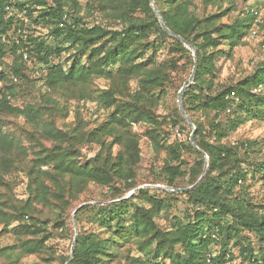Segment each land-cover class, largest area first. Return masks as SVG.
<instances>
[{"label":"trees","instance_id":"16d2710c","mask_svg":"<svg viewBox=\"0 0 264 264\" xmlns=\"http://www.w3.org/2000/svg\"><path fill=\"white\" fill-rule=\"evenodd\" d=\"M155 1L166 26L195 46L197 69L193 82L184 91L183 102L196 126L194 141L206 153L208 161L203 177L185 192L171 193L146 187L122 198L137 186L134 169L140 159V147L138 137L131 130L133 123L150 124L145 133L152 145L165 148L175 159H180L181 149L196 155L187 186L194 184L203 171L205 158L189 138L169 146L163 142L159 130L161 120L153 109L156 103L153 91H164L166 84L173 83L172 72L180 66L173 57L158 62L147 55L149 51H155L160 42L192 65L191 52L161 28L149 0H99L96 7L102 18L91 25L83 16H72L66 10L65 5L69 3L79 11L77 0H51V3L47 0H0V52L4 53L7 48L13 55L11 67L15 79L42 80L47 91L42 98L48 102L46 107H50L52 114H61L64 108L57 98L47 94L48 91L61 94L64 90L77 102L93 100L102 108H112L107 118L91 129L86 128L78 109L73 126L63 129L49 120L42 122L39 129L33 122L40 120V105L26 104L20 108L13 104L15 84L12 82L0 89L1 121L3 117L23 116L32 122L28 132L32 156L27 161V150L17 132L4 130L0 124V224L12 238L11 244L0 248V256L7 264H16L28 256L37 259L35 264H53L55 255L48 242L52 234L47 231V226L49 221H54L56 227L61 228L63 222L57 216L51 218L52 215L40 212L36 206L53 204L63 211L69 198L76 197L90 182L106 186L111 198L120 199L81 207V210H93L98 228L110 235L103 237L97 231L77 230L69 264H166L165 261L169 264H222L225 254L212 255L209 246L219 241L225 248L229 239L240 244L248 264H264V252H259L258 257L248 238L241 234L243 230L253 232L261 241V247L264 246V203L234 196L238 180L247 176L237 162L239 150L235 145L218 142L221 131H225L219 121L210 123V131L216 136L215 142H211L192 116L195 112L207 111L213 112L215 118L225 114V127L230 131L251 117L264 119V91H253L264 88V66L220 89L214 88L213 80L214 58L219 51L217 45L223 42L232 48L238 44L253 17L247 11L231 24H224L217 22L222 15L219 12L208 16L196 13L191 9L190 0ZM6 6H9L8 10ZM11 7L29 17L37 12L38 21L48 27L56 44L52 46L44 40L24 36V21L9 14ZM65 16L72 18L67 21ZM108 21H112V25ZM151 35L155 36L153 40ZM68 49H73L69 63L68 60L59 61L62 50ZM83 56L87 63L79 61L78 57ZM95 78L107 80L108 87L97 90L93 86ZM9 79L0 70V81ZM130 79L137 81L138 89L132 99L122 100ZM231 91L238 98L237 104L230 96ZM177 115L184 121L178 111ZM86 142L98 143L100 147L93 157L81 164L78 160L80 149ZM252 143L244 146L245 153L253 150ZM114 146L117 147L115 152ZM41 165L51 168L41 170ZM233 166L235 171L227 175ZM17 167L24 169L28 178V196L23 201L14 199L10 191L12 183L8 176ZM163 173L166 185L178 187L175 179L184 172L166 161ZM256 173L264 179V160L256 162L252 174ZM151 190H154L152 194ZM158 193L186 195L187 202L195 207L193 219L184 222L178 219L168 229L159 227L154 218L166 201L157 196ZM137 196L150 202V206L136 204ZM11 222L16 224L10 227ZM129 241L146 255L154 245L153 256L158 260H146L129 252L121 254L119 246ZM69 258L70 251L60 257V264Z\"/></svg>","mask_w":264,"mask_h":264},{"label":"rangeland","instance_id":"374dc122","mask_svg":"<svg viewBox=\"0 0 264 264\" xmlns=\"http://www.w3.org/2000/svg\"><path fill=\"white\" fill-rule=\"evenodd\" d=\"M47 1L51 3V0ZM98 1L99 0H77L79 11H76L73 7H71L69 3L65 5V8L68 12H70V14H72V16L77 14L79 16H83L88 24L91 25L93 22L99 21V19L102 18V13L97 10L96 7ZM190 1L192 4L191 9L193 8V10L199 15L208 16L209 14H214L216 12L222 14L220 15V18L217 22H222L224 24H231L234 22V20L241 18L247 11H249L253 17L252 23L248 28L246 35L238 44L232 48H229V46L223 42H220L219 45H217L216 49H219V51L214 58V66L216 71L213 77L215 89H220L222 86L234 84L245 76L251 75L256 69L264 66V0H220L219 2H210L208 0ZM9 14H13L15 18L24 21V36H31L37 38V40H44L52 46L56 44L57 41H55V38L51 35L48 27L38 21L37 12L29 17L25 14V12H20L17 9L11 7ZM65 17L67 21H70L72 18L69 16ZM107 20L108 19L106 18L105 21ZM108 22H110L112 25V21ZM154 38V35L150 36L151 40ZM3 52L4 53L0 52V70L4 71L5 74L10 77V79L5 82L0 81V89H4L5 84L10 85L12 82L15 84V97L12 101L13 104L20 108L24 107L26 104H31L35 107L40 105V120L38 121L36 119L35 122H33L39 129L42 122L49 120H53L59 128L66 129L73 126L76 121L75 119L77 109L79 116H81L86 122V128L88 129L96 127L107 118V115L112 108H102L96 101L93 100L77 102L76 99L70 97V94L66 93L64 90H61V94L48 91L47 94H50L53 98H57L59 100L58 102L64 108L63 113L52 114L53 111L50 109V107H46L48 102L42 98V95L47 92L45 91L43 81L36 78H32L33 80H26L24 78L22 80L15 79L13 77V69L11 67L13 55L7 48H5ZM72 53L73 49L62 50L59 61L66 62V60H68L69 63V57ZM147 55H149L151 59L157 60L158 62L163 59L173 57L180 66L177 68V70L172 72V75L174 76L173 83L168 85L166 84L164 91H153L154 99L156 98V103L153 106V109L157 114L158 119L161 120L159 130L160 136H163L164 138L163 142H165L168 146L172 145V143L186 142L187 138H190L192 129L179 111L177 98L179 89L189 78L192 72L193 64L189 65L185 63L184 58H178L177 55L175 53H171L167 47L160 45V42L158 45H156V50L149 51ZM78 58L80 62L87 63L86 56ZM55 61L57 60L55 59ZM93 86L97 90H99V88H107L108 81L103 78H95L93 81ZM137 89V81L135 79H130L127 83V94L122 95V100L132 99V95ZM253 91L261 92L264 91V88L260 87L253 89ZM93 94L95 95L96 91H94ZM230 96L234 100L235 104L239 102L233 91L230 92ZM177 111L184 121H181L177 115ZM227 112L228 110L226 113ZM187 115L191 119L188 113ZM213 115V112L207 111L204 113L195 112L192 116L201 124L203 128V135L206 139L211 142H215L216 136H214L212 131H210V123L212 121H219L221 128L224 127L225 131H221L222 135L219 137L220 139L218 142L227 146H237L240 153L237 162L244 169V171L247 172V176L238 180V184L240 186L238 185L235 188L234 196L240 195L244 199H250L252 202L264 203V179H262L261 175L258 173L255 175L252 174L253 170L256 169V162H258V160H264V119L251 117L244 120L243 123H241L237 128L230 131L228 127H225L227 117L225 114L220 115L218 118L213 117ZM30 123H32L30 119L23 116L16 118L3 117L2 121L0 117V124L4 130L10 129L17 132L22 144L27 150L25 159L26 161L32 156L31 145L28 139V132L31 130ZM150 127V124L144 122L133 123L131 125V130L138 137V144L140 147V159L134 169L135 183L137 186L144 184L166 185L163 181L165 176L163 173V165L166 161H168L173 165L179 166V169L184 172L183 176L177 177L175 179V184L178 187L187 186L191 178V167L195 164L196 155L189 150L181 149L180 159H175L165 148H155L148 139V135L145 133ZM195 132L196 126L194 137ZM250 142H254L251 145L253 150H247L248 152L245 153L244 151L246 149L244 146L250 144ZM45 144L49 145V142H45ZM99 147L100 145L98 143H84L80 149L81 155L78 158L79 162L84 164L89 158L96 154V152L99 150ZM116 150L117 147L114 146L113 152ZM207 161L208 160L206 158V166ZM50 168L51 166L44 165L39 167L41 170H47ZM234 171L235 167L233 166L227 171V175H231V173ZM25 172L26 171L24 169L17 167L8 176V179L12 183L10 189L11 195L18 201H23L28 196V178ZM128 192L124 196H126ZM153 192L154 190H151L150 194ZM124 196L122 198H124ZM157 196L165 198L166 201L165 205L158 211L154 218V221L159 227L168 229L171 228L174 225V222L178 219L182 220L183 222L187 219H193L195 207L191 206L187 202L186 195L179 194L167 196L164 193H158ZM118 199L120 198L110 197L106 186L90 182L83 188V190L78 193L76 197L69 198L68 206L65 207L63 211H59V209L53 204L47 207H42L41 205L36 206V209L40 210V212L52 215L51 218L57 216L59 220L63 222V227L61 228L56 227L57 225L54 223V221H49L47 226V231L51 232L52 234L48 242L52 247V253L55 255V258H53L52 261L53 264H60V257L70 251V247L74 238L73 219L76 221L77 230L87 233L91 231H97L103 237L110 235V233L104 230L102 231L101 228H98V223L93 210L89 208L81 210V207L87 206L88 204H85L87 202H99L105 204L117 201ZM134 202L138 205L143 204L147 207L150 206V202L139 196L134 199ZM81 204L85 205H82L78 208V206ZM14 224H16V222H11L10 227ZM241 234L248 238V242L251 244L253 251L259 257V252H264V246L261 247V241L258 239V237H256L253 232H249L247 230H243ZM11 243V234L4 231L2 224H0V248ZM119 247L121 254H126L129 252L130 255H136L146 260H158L153 256L154 245H152V249L147 255L139 252L135 246V243L132 241L124 243ZM209 249L212 255H216L218 253L225 254L226 258L222 264H248V261L245 259V255L240 248V244H235L233 239H229L226 242L225 248L221 247L219 241H216L210 244ZM36 260L37 259L34 256H28L22 258L16 264H35ZM165 262L166 264H169L168 261ZM0 264H7V261L3 256H0Z\"/></svg>","mask_w":264,"mask_h":264},{"label":"water","instance_id":"95a60500","mask_svg":"<svg viewBox=\"0 0 264 264\" xmlns=\"http://www.w3.org/2000/svg\"><path fill=\"white\" fill-rule=\"evenodd\" d=\"M149 1H150V5H151V7L153 9V12H154L155 16L158 19V22H159L161 28L169 36H171V37L175 38L176 40H178L179 42H181L191 52V54L193 55L192 72H191L189 78L184 82V84L182 85V87L179 89L177 102H178L179 111H180L182 117L187 121L188 125L192 129L191 134H190V138H189L190 139V142L204 156V158L206 159L207 158L206 153L203 150H201L196 145V143L194 141L195 126H194L193 121L188 117V115H187V113H186V111L184 109L183 102H182L183 93L186 90V88L192 83V80L194 78V75H195V72H196V69H197V59L195 57V46H194V44L191 41H189L186 38L180 36L179 34H176L169 27H167L166 24L164 23L163 19H162V16H161L160 10H159V8H158V6L156 4V1L155 0H149ZM205 171H206V164L204 165V168H203V171H202L200 177L192 185H189V186H186V187H170V186L161 185V184H144V185L137 186V187L133 188L131 191L128 192V194L126 196H124V198L130 197L135 192H138L140 189L146 188V187L167 190L169 192H174V193H176V192H185V191L193 188L200 181V179L205 174ZM95 203H99V202H87L85 204H95ZM85 204H81L80 206H78V208L81 207L82 205H85ZM75 212H76V210H75ZM73 223H74V238H73V242H72L71 247H70V258L66 261L65 264H69V261L73 257V252H74V246H73V244H74L75 237L77 235V226H76L75 219H73Z\"/></svg>","mask_w":264,"mask_h":264},{"label":"built area","instance_id":"2783aa9c","mask_svg":"<svg viewBox=\"0 0 264 264\" xmlns=\"http://www.w3.org/2000/svg\"><path fill=\"white\" fill-rule=\"evenodd\" d=\"M6 9L8 10V9H9V6H6ZM24 58L26 59V58H27V56H26V55H24Z\"/></svg>","mask_w":264,"mask_h":264}]
</instances>
